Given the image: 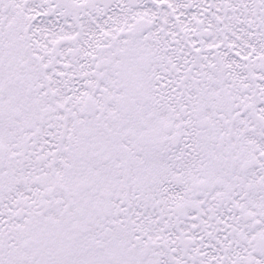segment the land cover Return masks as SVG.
I'll return each instance as SVG.
<instances>
[{"label": "snow or ice", "instance_id": "6c2138e0", "mask_svg": "<svg viewBox=\"0 0 264 264\" xmlns=\"http://www.w3.org/2000/svg\"><path fill=\"white\" fill-rule=\"evenodd\" d=\"M0 264H264V0H0Z\"/></svg>", "mask_w": 264, "mask_h": 264}]
</instances>
